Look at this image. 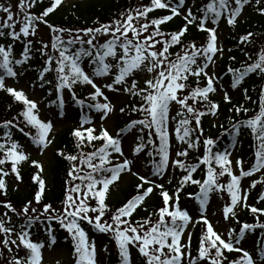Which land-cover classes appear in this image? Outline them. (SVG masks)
<instances>
[{
    "label": "snow or ice",
    "instance_id": "obj_1",
    "mask_svg": "<svg viewBox=\"0 0 264 264\" xmlns=\"http://www.w3.org/2000/svg\"><path fill=\"white\" fill-rule=\"evenodd\" d=\"M63 2L50 0L39 15L30 11L37 0H18L15 12L11 3L0 2L3 14L0 16V40L3 41L0 42V91L22 106L11 119L0 122V129L4 130L0 136V196L5 197L0 200V207L4 208L0 213V264H43V250L57 243L56 225L66 233L65 240L71 242L73 264H104L101 254H109L107 244L97 249L85 225L114 241L119 264H135L133 249L140 264H264V238L257 241L258 259L242 247L247 233L264 229V223H260L264 208L247 203L249 190L264 183V87L253 101L258 108L254 115L230 123L226 134L232 137V143L228 148L214 151L218 141L205 137L202 127L204 117L217 116L219 111V104L211 99V94L218 90V73L213 66L224 51L219 41L221 22L234 28L245 6L253 3L258 13L264 15L261 7L264 0H206L199 6L196 0L190 4L187 0H149L148 4L140 0L110 22L97 20L94 26L79 29L53 26L46 19ZM157 9L168 10L169 14L150 16ZM178 16H182L183 26L165 31L164 26ZM40 24L50 29L47 42L29 39L37 36ZM191 27L206 33L204 43L186 42ZM255 35L248 32L239 37L238 43L255 46ZM17 42L22 44L18 55L15 53ZM34 53H39L42 65L29 87L35 90L50 86L47 96L55 93V99L48 100L45 106L56 108L50 118L41 116L40 104L44 98L30 99L24 89L6 83L8 79L18 82L25 76L32 67ZM244 54L247 60L241 67L227 69L232 74L233 89L252 74L264 79V47L255 59L251 53ZM231 59L235 61L236 57ZM98 78H102L99 84ZM77 85L90 86L92 91L82 98L77 94ZM105 90L132 98L134 102L119 111L123 114L127 108L142 118L110 131L107 121L115 104ZM243 91L245 99L251 101L248 90ZM65 92L80 109L71 132L77 152L57 151L69 167L63 199L60 207H54L45 202L48 188L43 163L31 159V155L32 151L43 155L54 144V121L66 116ZM223 99L231 102L228 92H224ZM8 110L11 111V106ZM232 111L239 116L253 109L233 105ZM245 129L253 138L254 155V162L247 170L245 161L231 158ZM16 133L22 134L27 143L15 139ZM173 134L178 144L172 142ZM129 136L131 142L125 151L124 143ZM201 146L204 152L196 158L197 162H186L189 150H198ZM142 153H146L147 161L139 159ZM25 163L36 170L31 177L36 190L32 199L18 209L7 199L8 185L11 179L19 188ZM138 163L150 165L148 175L140 173ZM202 165L205 166L202 179L194 178L193 174ZM175 169L183 175L170 193L157 178L168 177ZM257 173L261 174L260 179H252L248 188L242 185L244 178ZM122 174L137 177L139 183L135 186L136 194L113 210L107 201L112 187L122 182ZM225 175L228 180L221 182ZM167 183L171 184L172 179H167ZM189 184L199 189L189 193L197 205L195 216L192 210L181 206V193ZM155 190H159L162 206L149 212L147 200ZM225 193L229 200H224ZM212 195L223 201L221 211L225 222L241 223L238 207L250 210L257 222L242 223L239 231L232 227L219 231L208 216ZM259 201H264V194L259 196ZM138 210L148 215L134 219ZM197 225L203 230L194 256L192 230ZM33 228L41 229L46 240H34ZM233 252L241 255L229 260L227 253Z\"/></svg>",
    "mask_w": 264,
    "mask_h": 264
},
{
    "label": "trees",
    "instance_id": "obj_2",
    "mask_svg": "<svg viewBox=\"0 0 264 264\" xmlns=\"http://www.w3.org/2000/svg\"><path fill=\"white\" fill-rule=\"evenodd\" d=\"M50 0H37L35 7L31 9L36 15H39L43 12L45 8L49 6ZM143 4H148L149 0H142ZM202 2H206V0H196V5L199 6ZM140 3V0H90L86 2L84 5L76 3L73 7L64 10L63 13L59 11V8L51 13L46 19L50 24L57 27L63 28H72V29H79V28H87L94 26L97 20L100 23H107L111 20L118 18L120 12L125 11L130 5H136ZM187 3H191V0H187ZM254 4V3H253ZM249 6V5H247ZM252 13L248 16L246 20L239 21L238 27L235 26L230 27V32H227L225 37V52L223 53L222 57H220L218 61V73L219 78L222 79L228 86V94L231 97V102H225L223 97L219 94H211V99L219 104V111L218 114L220 115V122L224 127L221 128L218 126L210 127V123L208 122L209 118L212 115H207L202 119V127L204 129V136L205 137H212L218 141V143L214 146V151H223L225 148H228L229 145L232 143V137L226 134V130L230 127V123L234 120L239 119H246L247 116L254 115L255 111L258 110L257 105L253 103L258 98V93L262 87H264V79H261L257 75H250L249 77L245 78V81L242 83L241 86L233 89L231 87V79L232 74L227 71L228 67H241L242 63L247 60V56L244 54L245 52L251 53L253 59L256 58V47L253 45H240L238 43L239 37L247 34L248 32H253L256 35L260 36L264 33V15H260L256 10V5L250 4ZM246 7V6H245ZM261 7H264V3L261 4ZM195 11V9H193ZM168 10H160L157 9L155 12L151 13L150 16L152 17H161L164 15H168ZM2 14L0 13V16ZM184 24V20L182 17H175L172 21L168 22L166 26H164L165 31H175L181 28ZM42 26L44 24H41ZM99 26V25H95ZM46 34L43 36V40L45 42L50 40V29L44 25L42 29ZM67 36V34H65ZM29 39L40 40L36 37H29ZM206 39V33L198 31L195 27H191L190 31L186 34L185 40L186 42H190L195 40L197 44L204 43ZM255 41V39H254ZM0 42H3L0 40ZM36 47H39L37 44ZM176 49H173L175 51ZM230 50V51H229ZM22 51V44L17 42L15 46V53L18 55ZM235 56L236 59L233 61L231 57ZM32 67L30 71L33 73V78L37 77V73L42 65V59L39 56V53H34V58L30 62ZM87 63V61H85ZM53 74L49 75V78H52ZM143 86V84L141 85ZM50 86H46L43 90L47 93L48 88ZM243 89L248 90V95L252 97V100H246ZM77 94L80 95L82 98L87 95L88 88L87 86H80L77 85L76 87ZM52 99L55 97L51 96ZM71 102V100L69 99ZM132 101V98L129 99L126 103H124L121 107H126ZM72 106L75 107L78 111L80 110L76 105L71 102ZM233 105H244L253 111L247 113V115L241 113L239 116L236 115L234 111H232ZM9 106H11V111H9ZM21 105L14 102L13 99L5 92L0 91V122H2L5 118L11 119L12 116L16 115V113L21 109ZM120 107V108H121ZM201 107H203L201 105ZM119 108V109H120ZM126 113H120L118 110L117 112V127L123 128L125 125L130 123L134 119L142 118L140 114L131 113L130 109L126 108ZM73 129L70 127L67 131H64L62 135L59 137V142L57 147L55 148L54 158H53V165L51 167L50 173V183L48 182V176L44 173V178L46 179L48 190L45 202H50L53 204L54 207L56 205H60V201L63 199L64 195V185L65 179L67 176L68 171V162L63 160L57 155L58 150H64L66 153L75 154L77 149L74 144V139L71 136V132ZM3 129H0V136L3 135ZM224 133V135H222ZM145 136L147 138V130L145 131ZM15 139L19 142L21 140H25L26 138L20 134H15ZM238 144L235 149L236 153L239 154V157L245 161V169L247 170L251 164L254 162V155H253V138L250 135L249 130H242L241 135L238 137ZM186 147V145L184 146ZM204 152L203 146H201L198 150H189V156L187 157L188 163H196L197 157L202 156ZM144 155L147 158L146 153ZM184 159V158H181ZM205 166H201L200 169L194 173V178L202 179L204 173ZM34 166H32L28 170H24L22 168V177L24 184L27 185V189L25 190L24 194H19L12 188V183L9 181L8 185V197L14 201L16 205L22 206L26 203L29 199H32L33 194L36 190V185L32 183L31 177L35 172ZM260 174V173H259ZM183 173L179 169H175V172L172 176V183L165 185V188L171 193L175 190L177 183ZM261 174L255 178L260 179ZM225 180H228V177L225 175ZM198 186L196 185H186L184 191L181 193V200L185 199L187 201H193L192 198L189 197V193H196L198 191ZM134 194H136V188L133 187L129 189L126 194L125 198H123L119 202L111 201L110 198L108 199L107 203L113 208H117L122 206L128 199H130ZM264 194V183L257 184L255 188H251L248 192V200L247 203L249 205L255 206L257 208H264V201H259V196ZM224 197L229 199L227 194H224ZM196 203V202H195ZM147 205L149 212L152 211L154 208H158L162 206L161 197L159 196V190H155L153 197H150L147 200ZM148 215V212H144L142 210H138L136 214H134V219H141ZM237 216L239 218L240 224H237L235 221L230 226L232 228H236L239 231V228L242 223H249L255 224L257 221L255 219L254 214L250 212L247 208H242L240 211H237ZM260 223H264V215L260 216ZM86 230L89 232L90 237H96L98 241H100L101 246L107 244L109 248V254L107 255L110 259V264H119V255L115 246L114 241L110 239L107 234H102L98 232H93L87 225H85ZM202 226L197 225L192 231V254L195 256L197 254V246L199 238L202 234ZM33 239L34 240H46L45 233L38 228H33ZM55 236L57 237V243L60 245L65 244V246L69 250V258L71 264H73V260L71 257V242L70 240H65L66 233L63 229L59 228L58 225L55 226ZM264 238V229L257 228L255 232L247 233L245 239L242 243L245 247H249L253 250L254 254H257V248L259 245L257 241L262 240ZM100 239V240H99ZM20 255H24L22 252ZM134 262L135 264H140V260L136 254L134 253ZM230 260H236L239 255L238 253H227Z\"/></svg>",
    "mask_w": 264,
    "mask_h": 264
},
{
    "label": "rangeland",
    "instance_id": "obj_3",
    "mask_svg": "<svg viewBox=\"0 0 264 264\" xmlns=\"http://www.w3.org/2000/svg\"><path fill=\"white\" fill-rule=\"evenodd\" d=\"M90 0H64L63 4L59 7V11L61 13L64 12V10L73 7L76 3H79L81 5H84L86 2H88ZM0 2H4V3H11L13 5V11H16V4L18 2V0H0ZM251 7L246 8L247 10H243L242 14H241V18H238L237 24H239V21H243L246 20L248 18V16L250 15L249 12L252 13V9H249ZM249 9V10H248ZM31 11V9H30ZM2 14V13H1ZM3 15V14H2ZM1 15V16H2ZM241 19V20H240ZM236 24V26L238 27V25ZM44 28V25L42 26L40 24L39 26V30H38V34L36 36V38L38 39H43V36L46 34L44 31H42V29ZM230 26H227L224 22H221V26L219 29V41L220 44L223 47V53L225 52V37L227 32H230ZM33 38V37H32ZM255 47L257 52L260 50V48L264 47V33H262V35L260 36H255ZM220 59V58H219ZM216 61V64L213 66L214 70L218 73V60ZM87 63H84V67L87 68ZM102 78H98L97 79V83L99 84L101 82ZM33 78H32V73L28 70L25 73L24 77H21L19 79L18 82L13 81L11 79H8L6 81V83L9 86H13L16 87L17 89H24V91L27 93V95L29 96L30 99L33 100H37L40 101L42 98H44L43 103L40 104V108H41V116L42 118H50L53 116V114L56 112V108L55 106H53L52 108H48L46 109L45 106L48 102V100L50 98H47V96L45 95V92L43 91V89L40 88H36L35 90L31 89L29 87L30 82H33ZM140 84H143V79L140 80ZM217 84H218V90L216 92V94H219L220 96L223 97L224 92H228V85L219 78V73H218V80H217ZM88 88L90 89V91H92L91 87L88 86ZM105 94L109 96V99L113 101V103L115 104V109L114 112L110 115L107 124L109 125V130L112 131L113 129L115 130H119V128L116 125V115H117V109L122 105V103H125L127 101H129L130 97L127 96L126 94L123 93H113V92H108L107 90H105ZM46 96V97H45ZM65 98H66V116L63 119H57L54 121V132H53V136H54V144L52 146L49 147V149L46 150V152L43 155L38 154L36 151H32V155H31V159L33 160H39L43 163V166L45 168V174L48 176V182L50 183V170L51 167L53 165V158H54V150L57 147V143L59 142L58 138L59 136L62 135V133L67 130V128H69L70 125H72L71 127H75L76 126V117L78 115L79 112L76 111V109L74 107L71 106V104L69 103V98H68V93L65 92ZM127 112V111H126ZM125 112V114L127 115V113ZM93 116L95 117L96 114H93ZM1 117V115H0ZM209 123H210V127H215L218 126L219 124H221L220 122V115L218 114L217 116H211L208 119ZM96 122L98 123V117H96ZM74 125V126H73ZM72 129V128H71ZM172 142L174 144H178V142L176 143V141L174 140V134L171 137ZM131 142V136H129L128 140L125 141L124 143V147H125V151L128 150V146ZM22 143H27L26 142H22ZM174 150L173 149V154H174ZM233 161H235L236 158H238V154L233 151L232 157ZM139 159L141 161H146V158L143 157V155H141L139 157ZM32 166L30 165V163H25L22 168L24 170H28L30 169ZM234 167V171L235 169V164H233ZM137 168H139L140 173L142 175H148L149 171L151 170L149 165H145V164H137ZM135 170V169H134ZM264 172V170L262 171ZM174 173V170L172 171V173H170V175L168 177L165 178H157L158 182L164 183V186L167 185V179L171 178L172 175ZM238 174V172H237ZM259 175V174H257ZM257 175H254L251 178H244L242 180V185L245 186L246 188H248L250 185V181L252 179H254ZM172 179V178H171ZM9 181L12 183V188L15 189V191L19 194H24L25 190L27 189V185L24 184V182L19 184V188L17 189L15 187V182L11 179H9ZM221 182H226L225 177L221 178ZM139 183V180L137 179V177L135 176H131V175H123L122 174V182H117L116 185H114L111 189L110 192V200L114 201V202H119L121 201L123 198H125V194L126 192L135 187L137 184ZM48 187V185H47ZM155 192V191H154ZM154 193L150 196L153 197ZM5 197L4 196H0V200H4ZM7 199H9L14 206H16L18 209L21 207L20 205H16L14 203V201H12L8 196ZM224 200H229L227 198L224 197ZM222 205H223V201L218 199V197L216 195H212L211 199H210V203L208 206V216L211 222H213L216 226V228L221 231V232H225L232 224L234 221H230V222H225L223 220L222 217ZM181 206L183 208L186 209H190L191 214L193 216L196 215L194 209L197 207L196 204H194V202L190 201V202H186L184 200L181 201ZM56 207H60V205H56ZM241 207H238L236 209L240 210ZM114 210V209H113ZM4 212V208L0 207V213ZM96 245H97V249L101 248L99 241L95 239ZM22 253V252H21ZM20 253V254H21ZM69 254H68V248L65 246V244L60 245V244H55L51 249L45 248L43 250V264H57V262H59V264H67L69 258H68ZM240 255H236V257L239 258ZM101 258L104 261H106V256H104L103 254H101ZM258 259V257H257ZM230 260V258H229Z\"/></svg>",
    "mask_w": 264,
    "mask_h": 264
}]
</instances>
